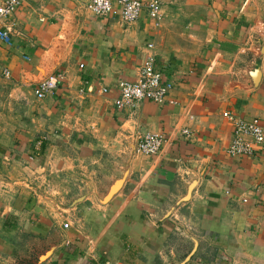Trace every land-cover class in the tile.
Masks as SVG:
<instances>
[{
  "label": "crops",
  "instance_id": "1",
  "mask_svg": "<svg viewBox=\"0 0 264 264\" xmlns=\"http://www.w3.org/2000/svg\"><path fill=\"white\" fill-rule=\"evenodd\" d=\"M8 1L0 264H264V143L227 153L228 113L264 128V0H162L159 26L91 0H19L5 19ZM150 53L168 102L119 109ZM146 133L164 137L155 156L137 152Z\"/></svg>",
  "mask_w": 264,
  "mask_h": 264
},
{
  "label": "built area",
  "instance_id": "2",
  "mask_svg": "<svg viewBox=\"0 0 264 264\" xmlns=\"http://www.w3.org/2000/svg\"><path fill=\"white\" fill-rule=\"evenodd\" d=\"M162 0H91L88 9L98 16H108L119 9L121 18L125 23L137 21L143 10L149 12L150 18L160 25L163 19ZM20 5L19 0L6 2L2 18L11 17ZM11 26L0 27V41L11 45ZM149 50L154 45H148ZM3 75L10 78L9 71L5 70ZM64 78L60 75L53 76L41 82L35 89V96L38 100L45 99L51 95ZM173 84L165 81L164 76L156 68V58L150 53L144 60L138 78L134 82L122 81L119 83L120 98L116 102L119 109H133L144 101H151L156 104L168 102L169 95L173 90ZM228 120L234 127L233 140L227 153L231 157H252L256 147L264 143V128L259 119L244 120L237 118L231 113L227 115ZM188 134V131H185ZM165 143L164 137L152 133H146L139 137L137 152L144 156L157 155ZM247 202V201H245ZM68 228V225H65Z\"/></svg>",
  "mask_w": 264,
  "mask_h": 264
},
{
  "label": "water",
  "instance_id": "3",
  "mask_svg": "<svg viewBox=\"0 0 264 264\" xmlns=\"http://www.w3.org/2000/svg\"><path fill=\"white\" fill-rule=\"evenodd\" d=\"M116 190H117V188L113 189V190H112V194L115 193Z\"/></svg>",
  "mask_w": 264,
  "mask_h": 264
}]
</instances>
